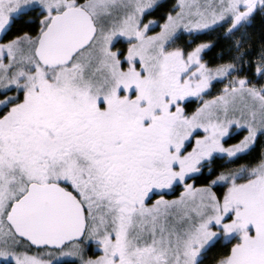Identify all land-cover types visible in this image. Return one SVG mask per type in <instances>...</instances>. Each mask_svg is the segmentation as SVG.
I'll return each instance as SVG.
<instances>
[{"label":"snow or ice","instance_id":"1","mask_svg":"<svg viewBox=\"0 0 264 264\" xmlns=\"http://www.w3.org/2000/svg\"><path fill=\"white\" fill-rule=\"evenodd\" d=\"M162 7L0 0V264H264V151L239 163L264 136V83L240 75L264 81V0ZM218 30L213 67L195 40Z\"/></svg>","mask_w":264,"mask_h":264},{"label":"trees","instance_id":"2","mask_svg":"<svg viewBox=\"0 0 264 264\" xmlns=\"http://www.w3.org/2000/svg\"><path fill=\"white\" fill-rule=\"evenodd\" d=\"M178 0H164V7L160 8L155 12V14L150 19H160L166 12L170 11L174 4H176ZM20 26L18 25L17 28ZM15 34V31L13 32ZM248 34L250 39L248 40V45L251 51V55L246 58L250 59L252 61H255V59L258 57L259 52L261 50L262 44H264V17L257 16L255 20L252 23V26L248 29ZM188 36L185 35L183 39L179 40L177 42L178 46L184 47L187 51H190L193 47H195V43H201V42H213L214 47L210 50H207L203 54V59L205 62L209 64V66H215L216 64L225 62V60L228 57V48L230 47V41H227L222 38L220 31L214 33H207L204 35H201L198 39L195 40V43L189 44L188 43ZM118 48L126 49L127 45L126 43H121L117 45ZM221 53L224 54L225 60L220 59ZM245 71L243 73H240V75H247L250 78L253 79L254 83H264V81L260 80L258 75H254V68L251 70H248V66L245 65ZM226 83V82H225ZM224 87V83H214V87L210 90V95L206 96V99H211L213 96L218 95L220 93V90ZM186 111L188 113L193 112L198 107V101L191 100L189 102H186L184 105ZM246 132L240 130L238 134L230 139L228 141L229 144L237 143L239 139H242L243 135H245ZM264 151V136H258L257 142L255 145L254 150L244 157L239 163H252L255 164L259 161L261 152ZM232 167H236L237 165H231ZM207 176V173L205 171V175L202 177H199L195 180L196 185L200 186L201 184L206 182L205 177ZM219 194L222 193L221 188L215 189ZM178 191V190H177ZM177 191L175 193H177ZM174 193V194H175ZM224 249L220 246H217L216 248L212 249V251L209 253V259L206 260L205 264H212V257H215L217 253L222 252Z\"/></svg>","mask_w":264,"mask_h":264},{"label":"rangeland","instance_id":"3","mask_svg":"<svg viewBox=\"0 0 264 264\" xmlns=\"http://www.w3.org/2000/svg\"><path fill=\"white\" fill-rule=\"evenodd\" d=\"M157 31L159 30V29H156ZM192 100H195V99H192ZM198 106H199V101H198ZM186 110V109H185ZM187 112V111H186ZM190 114V113H189ZM247 134V133H246ZM245 134V135H246ZM189 182H192V183H195V185H196V182H195V180L194 181H189ZM197 186V185H196ZM183 191V188L182 187H179L178 188V191H177V193H175V194H169V195H166L165 196V198L166 199H175V198H177L179 195H180V193ZM158 197H154L153 199H157ZM33 251H35V249H33ZM89 255H99V252H97L96 251V249H95V247L93 246L92 247V251L89 253Z\"/></svg>","mask_w":264,"mask_h":264},{"label":"flooded vegetation","instance_id":"4","mask_svg":"<svg viewBox=\"0 0 264 264\" xmlns=\"http://www.w3.org/2000/svg\"><path fill=\"white\" fill-rule=\"evenodd\" d=\"M177 190H178V188L176 189V191H177ZM176 191H175V192H176ZM175 192H174V193H175ZM174 193H173V194H174Z\"/></svg>","mask_w":264,"mask_h":264}]
</instances>
